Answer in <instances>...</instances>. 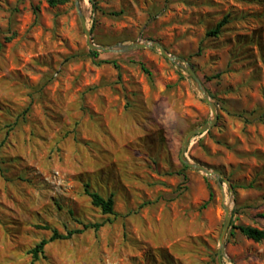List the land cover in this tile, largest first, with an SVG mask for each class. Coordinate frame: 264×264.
<instances>
[{"label":"rangeland","instance_id":"1","mask_svg":"<svg viewBox=\"0 0 264 264\" xmlns=\"http://www.w3.org/2000/svg\"><path fill=\"white\" fill-rule=\"evenodd\" d=\"M79 3L94 44L154 40L190 64L218 119L186 158L228 183L179 160L211 118L181 61L151 49L93 58L74 0H0V264H264V243L234 229L264 230V0ZM86 184L113 195L116 217ZM108 219L32 262L54 231Z\"/></svg>","mask_w":264,"mask_h":264},{"label":"water","instance_id":"2","mask_svg":"<svg viewBox=\"0 0 264 264\" xmlns=\"http://www.w3.org/2000/svg\"><path fill=\"white\" fill-rule=\"evenodd\" d=\"M74 2H75L76 11H77V14H78V17H79V20L81 22V26L84 32V36L86 38V44L90 51L102 52V53L126 54L134 50H138V49H151L153 51L158 52L161 56H163L165 59H167L171 63H176L177 61H181L184 64L183 69L190 76V78L194 81L196 89L201 94L204 102L209 107L210 112H211V118L207 120L202 126L188 132V134L186 135L182 143L179 160L186 167L199 171L203 175H205L207 178L213 179L218 185V187L220 188V190L222 191L223 183H228V181L226 180L225 176L221 172L216 171V170H210L200 164L190 162L186 158V152H187L190 140L198 135H202L206 133L211 127H213L216 124L217 119H218L217 105L211 100L209 93L205 89L201 80L192 70L190 64L181 57L171 56L170 54H168L165 48L160 43L154 40L136 41V42H131L128 44H116L112 46H99V45L94 44L91 38L90 30L87 27L86 20L81 10L79 0H74ZM229 189H230L231 194H233V191L230 185H229ZM223 210H224V222H223L222 230L219 236V252H218L219 256L224 255L223 241H224L225 235L229 229L230 222H231L230 205H225L223 207Z\"/></svg>","mask_w":264,"mask_h":264},{"label":"trees","instance_id":"3","mask_svg":"<svg viewBox=\"0 0 264 264\" xmlns=\"http://www.w3.org/2000/svg\"><path fill=\"white\" fill-rule=\"evenodd\" d=\"M95 8V3L94 0H88ZM48 4L50 6H56L58 4H64L67 2V0H47ZM113 16H118L119 14H111ZM227 23V21H223L215 27V29L210 32L212 36L217 35L221 28ZM90 56L93 58H96L98 56L97 52L90 51ZM142 71L147 75L150 76V72L143 66L141 65ZM186 168V166H184ZM234 188V187H233ZM246 188V187H244ZM85 194L90 198L91 204L98 208L103 215H108V216H113L116 217L117 215L115 214L113 210V205H114V200H113V195H110L108 197H102L100 194L97 192L91 191L89 186L86 184L85 185ZM212 199V194L209 195L208 201L203 205V208H205ZM105 223H111V220L108 219L106 221H103L101 223H94V224H88V225H83L82 230H75V231H70L68 232L67 236H60L57 234V232H53L52 236L49 238V240H42L33 250L30 251V254L32 255V262L35 260H38L39 255L43 254L45 246L50 242L54 241L57 239H67L71 237L73 234H80L83 233L87 229H93L94 231H98L101 227L105 225ZM234 229L238 230L239 233L244 236L247 240L254 242V243H264V230L263 229H258L255 227L251 226H237L234 227Z\"/></svg>","mask_w":264,"mask_h":264}]
</instances>
